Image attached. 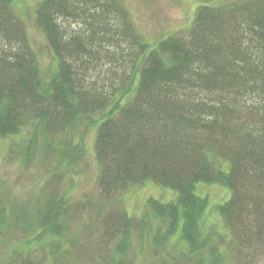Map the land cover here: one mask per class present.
<instances>
[{
  "label": "trees",
  "instance_id": "trees-1",
  "mask_svg": "<svg viewBox=\"0 0 264 264\" xmlns=\"http://www.w3.org/2000/svg\"><path fill=\"white\" fill-rule=\"evenodd\" d=\"M218 3L200 4L187 30L151 45L122 0H41L36 25L57 64L46 82L29 24L15 15L14 0H0V139L13 149L25 135L32 142L27 132L34 130L75 170L97 127L101 190L152 181L177 194L152 212L167 221L164 241L181 233L188 244L178 264H232L235 249L263 243L264 0ZM28 146L23 156H31ZM199 183L230 190L216 212L226 234L216 226L202 232L208 203L195 192ZM64 202L52 198L29 229L64 238L57 220ZM122 213L126 227L112 264H124L129 250L135 260L145 253L130 246L134 218Z\"/></svg>",
  "mask_w": 264,
  "mask_h": 264
},
{
  "label": "rangeland",
  "instance_id": "rangeland-1",
  "mask_svg": "<svg viewBox=\"0 0 264 264\" xmlns=\"http://www.w3.org/2000/svg\"><path fill=\"white\" fill-rule=\"evenodd\" d=\"M220 1L122 0V3L136 29L154 45L164 36L187 30L200 4L209 2L217 5ZM40 2L14 0L13 7L15 15L29 24V40L39 55L43 78L49 82L57 64L45 36L36 25L35 11ZM97 130L94 127L86 135V150L84 148L75 170L53 153L55 150L50 143L41 145V139L33 134L34 130L27 132V137L32 136V142L28 143L26 135H23L19 145L13 149H9L6 139H0V264H112L126 227L121 221L123 211L134 218L127 226L131 230L130 246L133 249L143 247L145 251L144 256L135 260L136 252L129 250L124 264H178L175 256L180 250L185 253L188 244L182 240L181 233L164 241L167 221L160 222L152 212L157 201L160 204L175 203L177 194L152 181L132 185L125 191L121 188L112 192L101 190L95 155ZM78 141L80 136L77 134L71 148L74 144L77 146ZM70 142H66V145L69 143L66 146L68 150ZM27 146L31 156H23ZM195 192L208 203L202 232L216 226L219 232L226 234L224 222L216 212L219 206L230 200V190L221 185L199 183ZM54 197L65 199L68 211L57 219L65 229L64 238L57 234L44 236L41 230L29 229V223L37 225L39 218L43 219L49 201ZM28 217L34 222H25ZM145 217L148 219L144 222L148 223L143 243L139 238V222H143ZM60 232L62 228L57 233ZM261 240L262 244L235 249L237 256L233 257L236 263L232 264H264V235H261ZM159 242H162V247ZM215 246L220 244L217 242Z\"/></svg>",
  "mask_w": 264,
  "mask_h": 264
}]
</instances>
